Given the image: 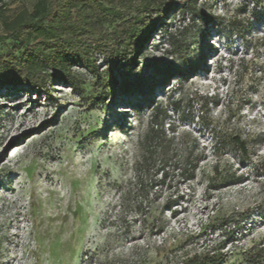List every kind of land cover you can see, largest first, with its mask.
Instances as JSON below:
<instances>
[{
	"label": "rangeland",
	"instance_id": "374dc122",
	"mask_svg": "<svg viewBox=\"0 0 264 264\" xmlns=\"http://www.w3.org/2000/svg\"><path fill=\"white\" fill-rule=\"evenodd\" d=\"M34 2L6 0L3 11ZM198 5L219 21L172 10L125 71L112 75L98 54L99 74L73 69L77 87L0 86V264H177L173 251L221 247L225 264L251 263L264 244V0ZM170 31L187 39L185 58ZM10 49L0 40V55ZM158 106L198 169L192 180L158 174L144 196L134 164Z\"/></svg>",
	"mask_w": 264,
	"mask_h": 264
},
{
	"label": "trees",
	"instance_id": "16d2710c",
	"mask_svg": "<svg viewBox=\"0 0 264 264\" xmlns=\"http://www.w3.org/2000/svg\"><path fill=\"white\" fill-rule=\"evenodd\" d=\"M5 4L6 0H0L3 29L0 40H10L11 49L0 55V86L48 89L55 81L77 87L73 69L81 66L93 75L99 74L98 54L107 58L112 75L123 68L125 71L127 65L135 62L140 45L148 38L150 23L174 9L198 16L206 24L219 21L198 5V0H35L31 8L12 17L5 16ZM229 25L236 27L237 23L229 21ZM169 34L173 54L185 58L187 39H181L180 33L170 31ZM206 60L204 57L202 64H206ZM112 78L118 83L122 76L118 73ZM154 109L149 126L139 141V154L134 164V183L144 196H149L150 191L144 190L153 188L156 175L160 174L163 182L168 177V170L172 169L192 180L198 169L197 157L192 152L179 151L175 146L180 144L176 143L175 127L165 126L168 107ZM227 139L242 154L248 153V142L240 135ZM216 172L218 174V168ZM134 204L136 212L141 210V201ZM141 216L143 221L147 220V213L142 212ZM222 249L173 251L171 256L178 258L177 264H225ZM251 256L250 264L264 260V244L253 248Z\"/></svg>",
	"mask_w": 264,
	"mask_h": 264
}]
</instances>
